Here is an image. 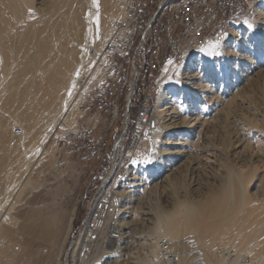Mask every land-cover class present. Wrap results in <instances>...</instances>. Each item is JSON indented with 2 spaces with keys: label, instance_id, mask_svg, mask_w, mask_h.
Returning <instances> with one entry per match:
<instances>
[{
  "label": "bare ground",
  "instance_id": "1",
  "mask_svg": "<svg viewBox=\"0 0 264 264\" xmlns=\"http://www.w3.org/2000/svg\"><path fill=\"white\" fill-rule=\"evenodd\" d=\"M52 1L0 0V83L3 81L0 94L8 92V89L19 85L24 79L28 78L30 81L16 97L11 93L15 98L3 100L4 97L0 96L4 101L0 110L8 114L6 120L0 117V145L4 146L3 150L5 147L11 150L13 148L18 152L17 156L21 157L19 160L13 159L15 162L12 166V159L4 161L5 156L3 159L0 157L1 167L7 170L0 181L2 202L6 200L2 197L9 195L13 189L16 195L18 191L29 192L38 185V167L45 161L43 151L40 152L41 145H36L32 152L36 157H33L35 160L31 163L28 150L24 149L34 146L38 141H46L62 112L76 103L79 97H88L93 80L88 74L78 87L81 71L86 60H103L100 48L112 37L113 23L123 16L118 0ZM260 1L261 7L255 10V18L245 20L241 29H247L256 40L264 42V0ZM63 8L67 13L62 12L59 29L52 28V33L48 35V25L44 26V23H48ZM235 26L236 24L229 36L234 35ZM246 39L236 38L238 53H233L235 50L232 49L216 52L223 44L207 43L200 49L190 48L186 51L189 58L197 57L196 62H189L184 68L171 61L164 65L157 81L160 95L164 88L172 90L174 86H180L192 93L200 92V98L204 102L189 109L178 105L176 93L166 104L157 105L156 101L157 107L151 125L146 128L149 132L144 138V146L149 148L148 151L145 150V158L140 161L133 159L131 171L115 180L96 208L90 212L87 226L73 247V264H98L89 254L101 249V245L106 246L105 239H109L107 242L110 243L113 239L117 242L113 251L105 252L110 264H119V258L123 255L130 258L129 264H163L159 248L162 239L169 243L167 251L176 258L175 264H264V101L254 106L246 104L249 114L238 112L232 108L231 103L251 83L250 74L244 73L239 81L230 82L233 94L228 93L227 97L215 100L209 85L199 80L198 74L194 73L202 62H211L214 55L217 59L219 56L223 57L219 66L223 67L224 61L231 65L229 69L222 68L223 83L227 82L233 72H237L238 67L251 65L257 69L254 74L264 72V58L261 66L257 64L260 61L258 58L253 61V56L249 57ZM37 74L40 75L39 81L34 78ZM24 84L26 85L25 82ZM249 116L258 118L261 124H254ZM223 118L224 123L234 129L233 150L230 154L227 153L228 157L225 156L221 140L218 141L217 131L215 132ZM160 119L161 122H158ZM15 129L19 132L16 133ZM210 153L213 154L211 160L204 159L212 155ZM146 160L151 162L146 163ZM200 161L212 164L219 176L222 175V168L228 170L222 177L228 176L225 183L232 180V184L224 186L223 182L219 185L213 183L217 186H202L193 190L178 187L181 185L178 181L181 167L198 164ZM3 171L5 170L1 171L2 174ZM233 173L238 179L234 180L237 181L235 185ZM148 176L156 181L153 183V178L148 179ZM177 187L183 190H178ZM152 189L159 190L164 198L163 202L170 207L158 208L155 213H151V209L141 211L140 218L133 217L126 221L131 217L128 215L136 211L133 196L142 195L137 200L140 202ZM110 194L115 197L113 200L110 199ZM12 199L14 201L9 200L10 206L12 205L10 208L8 204V209H0V264H3L4 258L9 259L4 249L6 247H9L7 249L12 255L10 260L6 259L9 264H22L20 260L23 259H26L25 264H29L27 257L31 252L38 254L49 251L54 252V264H61L59 256L72 230L75 210L60 215L57 213L55 216L51 213L49 216L46 214L47 206L44 213L29 206L27 211L16 209L13 214L14 204L21 198ZM139 202L136 203L139 205ZM19 211L21 215L17 214ZM50 211L48 210L49 213ZM105 215L110 216L109 221L115 227L113 234L107 237L102 229L103 222H108ZM19 216H22L20 220ZM138 223L147 224L141 236L135 232ZM183 236L185 237L182 238ZM190 242L194 243L197 256L190 251L193 247L186 248ZM135 246L139 247L140 254L136 253L134 257L131 250ZM120 251L126 253L120 255ZM190 253L195 254L194 257ZM195 256L200 260H194ZM209 256L212 257L211 261ZM172 261L167 257L168 264Z\"/></svg>",
  "mask_w": 264,
  "mask_h": 264
},
{
  "label": "rangeland",
  "instance_id": "2",
  "mask_svg": "<svg viewBox=\"0 0 264 264\" xmlns=\"http://www.w3.org/2000/svg\"><path fill=\"white\" fill-rule=\"evenodd\" d=\"M47 1L49 2L51 0H47ZM31 2H34V0H31ZM52 2H55V0H53ZM259 7H261L260 0H241L240 1V8L237 14L236 26L233 32L234 35L236 34L238 36L236 35L235 36L232 35L233 37L229 36L228 40L222 45L224 47L221 46L222 48L221 47L217 48L216 52L220 50L227 51V50L232 49L233 51L235 50V52L233 53H236V52L238 53L239 48H238L237 43L235 44L236 38L237 39L239 37L247 38L246 48H249V57L252 58L253 56L252 58L253 61L258 58L260 61H258L257 64L258 65L262 64L261 61L264 58V42H261L258 39L256 40L253 35H250V32L247 29H241L243 22L245 20L246 21L250 19L253 20L255 18V13H256L255 10L258 9ZM62 12L63 14H65L67 13V10H65V8L58 10V12L54 14L56 16L53 15L52 19L49 21L50 24L49 22L44 23V26L48 25L47 26L48 35L52 33V31H50L52 30V28H57L56 30L59 29V26L62 22V15H63ZM57 23L58 25H55ZM231 30H233V28ZM102 47L100 48L101 53H102ZM102 59H103L102 61H97V62L93 59L86 60L85 65L81 71L80 78L78 79L77 86L80 87L81 84L85 81L84 76H87L89 74L88 77L92 78L91 81L93 80V86L91 90L89 91L88 97L87 98L79 97L77 102L72 104L73 106L71 105L68 107L69 110L67 108L66 110L62 112V114L57 119V123H55L54 127L52 128L53 129L52 133L49 134L46 141H44L43 143L41 141H38L39 143H36L34 145L35 147L31 146V147H28L27 149L26 148L24 149V151L28 150L27 151L28 153L27 152L25 153L30 155V156L28 155L29 156L28 158H30L29 159L30 163L35 160V158L33 157H36V154L32 152H34L36 145L37 146L41 145L40 152L43 151L42 153L44 154V157H45L44 158L45 161L43 159L44 166L40 164V166L41 167L43 166V167L42 168L40 166L38 167L39 177H38V182H37L38 185L36 184L35 186L36 189L34 187L31 191H29L31 192V194H29V192H25L26 194L24 192L19 193V191L16 190L18 191L17 193H19V194L16 193V195L14 191L15 189H13L14 192L11 191L13 193L10 192L11 193V194L9 193L10 196L6 195L2 197V199L4 198L3 200L5 199L7 200V201L5 200V202L7 203H5L4 201L2 202V200H0V206H1L0 209L2 208L1 210H5L8 204H9L8 208L12 206V205L10 206V201H9V200L14 201L12 197L18 198L17 200L21 198L20 201H22V203L19 201L21 204L18 201H16L18 203L14 204L15 206L13 207L12 212H11L13 214L16 213L17 211L16 209H19L20 211L25 212L29 209V206L30 208H35L36 211L39 209V212H43V213L46 212L45 207L47 206L46 209L47 208L48 209H47L46 214H49V216L51 213L53 216H55V214L57 213L60 215V213L63 214V212L66 213V212H70L71 210H75L74 211L75 214L73 216V221H72V230L64 246L62 247L61 253L59 256V260L61 261V264H63V259L66 256V253L69 247L70 246L72 247L71 249L73 252V247L79 240L78 239L76 242H74L76 240L74 239L72 243L71 242L72 238L74 236H77L79 232H80L79 234L80 236L81 233H83V231L85 230L87 226L85 219L89 213V210L92 208L93 204L95 203L91 211H93L96 208L97 204L104 197V194L106 193V191L110 189L113 182L115 180H118V178L121 175L123 174L127 175L128 171H131L132 166L130 165L132 163V160L133 159H138V161L143 160L145 158L144 155L149 150V148L146 149V147L144 146V138L149 131L144 128L139 129L138 127H135L134 123L131 124L130 122H128L126 124L125 114H124V109H123V101L121 99L122 97L117 98L119 109H118L117 116L114 122L112 123L110 122L111 120L109 118V114L104 112V110L98 111V106H97L95 95L101 91L99 89V83H101L103 79L107 76V72H105V69L108 64L105 58L102 57ZM218 59L214 55L211 58V62H202L199 65L200 67H197L195 69L196 71H194L195 74H198L199 80H202L209 85L210 91L213 92L215 100H217L218 97H223V96L227 97L228 93L233 94L234 92V90L232 89L233 85L230 82L239 81V79L243 77L245 74L247 75L250 74L249 77H252L251 83L248 86H246V88L239 94L240 96L239 98L233 100V102L231 103L232 108L238 112L241 111L242 113L247 114L248 106L246 104H251L254 106V105L259 104L262 100L264 101V72L254 74V72H256L257 69L252 68L251 65L245 66V67L243 66L244 68L238 67V70H236L237 72H233L232 75H230V77L228 78L227 82L224 81L223 83L221 76L224 70H222V68L224 67L225 69H229L228 67H230L231 65L228 64L227 61H224L223 64L225 65L221 67L218 64L221 61H223V57L219 56ZM196 61H197V57L190 56V58L182 59L179 62H176L175 64L177 66H180L181 68H184L188 65L189 62H196ZM254 69L256 70L254 71ZM37 75H36L37 78L36 77L34 78L36 81L37 79L39 81L40 75L39 74ZM27 79L26 80L24 79V81H22L19 85H15L14 87H12L13 89L17 88L18 90L17 89L13 90L12 88L8 89V92L9 91L10 92L8 93L6 91L5 93L6 94L8 93L7 95L9 96L7 95L3 96L5 95V93L3 95L0 94V96L2 95V98L4 97L3 100L5 98H6L5 100L10 99V98L12 99L15 98L19 91L21 92L23 89L27 87V84H30V81ZM24 82L26 83V85L24 84ZM2 84H3V81L0 83V87H2L1 86ZM21 84L22 86H20ZM17 86H20L22 89ZM95 88H97V90ZM148 88L149 90H152V84L148 83ZM110 91H113V90H107V93H109ZM162 91H163V93H161L162 96L160 95V92H159V95L157 98V105L166 104L168 102L167 100L169 99L170 101V98L174 93H176V99H177V102L179 103L178 105L180 106L184 105V107L189 108V109L191 107H198L199 104L204 102L200 98V95H201L200 92L192 93L188 89H185L180 86H174V89L172 90L168 88H164ZM198 91L200 90L198 89ZM0 93H1V88H0ZM11 93L14 94L15 97ZM109 97L110 96H107L106 99L109 100L110 99ZM2 98L0 97V100H1L0 108L3 106L2 103L4 102L2 101ZM91 98L93 99V101H90ZM0 111H1L0 114L2 113L0 117L5 120L8 119V114H6L7 112L5 111L3 112L2 110ZM128 116H129V121H133L134 117L136 116V109L130 110V112L128 113ZM251 119L254 124H257V125L261 124L258 118L252 117ZM158 122H161V119ZM224 122L225 121L223 118V121H221L217 125V129L215 130V132L217 131L216 135L219 137L218 141L221 140V143L223 144V150L226 152V155L225 154L224 155L228 157L227 155H229L233 150L232 141L234 137V129L231 127V125H229L228 123H224ZM15 128H18V126L17 127L15 126ZM16 131L19 132L17 129H15V132ZM137 146L139 148H137ZM3 147L4 146L0 145V154L3 153V155H0V157L2 158L5 156L4 161H10L12 159L11 160L12 163L10 162L11 166L15 162L14 160L21 159V157L17 156L18 152L15 151L13 148L11 150V148L6 149L5 147L3 150ZM6 152L8 153V155H6L7 154ZM27 154H24V156L25 155L27 156ZM211 156H213V154L207 157H204V159L206 158V159L211 160ZM200 162L198 164H193V165L187 164V165H184V167L183 166L181 167L182 168L180 169L181 173L179 172L180 174L178 177V179L180 180L178 181L181 182L180 184L182 186L178 185V187L180 186L183 189L185 188L184 190H193L194 188L198 189L202 186L203 187L209 186V185L217 186L215 184L218 183L219 185L220 182L221 183L223 182L222 184H224L225 186L226 184L225 181L226 179H228V176L225 178H223L222 176H225V174L228 173L227 172L228 170L226 169L223 170L222 168V175L219 176L216 173V168L214 167L212 168V164L210 163L203 164L202 163L203 161H200ZM0 167H1V161H0ZM2 170H5L3 171V174L1 172ZM2 170H0V181H1V178L7 172L6 169L2 168ZM241 170H244V169H241ZM243 172H245V170ZM232 175H233L232 176L233 182L234 180H238L234 173ZM108 177H109V181L104 182V180L107 179ZM147 178L150 179L153 177L148 176ZM153 180H154L153 181L154 183L156 180L154 178ZM228 181L229 180H227V182ZM235 182L233 183V185L237 184V181ZM213 183L215 184L213 185ZM229 183L232 184V180L231 182L229 181ZM229 183H227L226 185L229 186ZM246 184L248 185V183ZM180 189L181 188H178V190ZM22 193L25 195L23 196ZM17 195H20V196L17 197ZM110 196H111L110 198L111 200L115 198L112 194H110ZM140 196L142 197V195ZM140 196L138 194L133 196L132 199H133V202L135 201L134 209L136 211H133L132 214L128 215L131 217H129V219H126V221L130 220L133 217L140 218V214L142 213L141 211H146V210L151 209V213H155L160 208L168 209L170 207V205L167 204L165 201L163 202L164 198L162 197L159 190L152 189V191H150L145 196V198L140 200L139 202L137 200L140 198ZM13 201H11V204L13 203ZM27 202H30V203H27ZM136 202H139V205ZM23 203H24V206H23ZM26 203L28 207H26ZM53 203H56V204H53ZM20 206H23V207L21 208ZM51 209L52 210L55 209L56 212L54 210L52 211ZM48 210L49 211L51 210L50 213L48 212ZM19 212L17 214L21 215V212L20 213ZM20 218H22V216H19V220ZM105 219L108 220V222L107 223L103 222L104 227L102 229L104 231L105 237H107L113 234V232L115 231V227L113 226V222L111 220L109 221L110 216L105 215ZM84 221L85 223H83ZM87 223H88V219H87ZM85 224L86 226L84 228ZM136 227H137L136 229L137 231H135L136 234L137 235L139 234V236H141L140 234H142L141 232H144L146 230L145 228H147V224L138 223ZM184 237L185 236H183L182 238ZM107 240L105 239L106 243L104 244L106 246H103V245H101L102 247L100 246L102 249V250L99 249L100 252L99 250H97L96 252L92 251V253L89 254V256L92 255V259H95V261L98 262V264L99 263L100 264H110V262H108V260L106 259L107 255L105 252L113 251L116 248L117 242H116V239H113L112 240L113 242L111 243L109 241L107 242ZM192 243L190 242L191 245L190 244L188 245L187 243L189 247L186 245L187 246L186 248L191 249L194 246V243L193 244ZM7 248L9 247L4 248L6 251V255L9 258V259L7 258L6 259L10 260V256L12 255H11V252ZM51 249L53 250L52 247ZM192 249H193V252H192ZM192 249L190 250L191 253L192 254L195 253L197 256V252L194 251V247ZM103 250H104V253H101ZM131 251L134 253L133 254L134 257L136 256L135 255L136 253L140 254L138 246H135V248L132 249ZM68 252L69 253H68L67 261H68V264H71L70 262V258L72 257L71 251H68ZM122 253L125 254L126 251L119 252L120 255H123ZM192 254L191 256L194 257L195 254L194 255ZM30 255H28L27 257L29 259V264H54V252L53 251L38 253V254L36 253L34 254V252H31ZM196 256L193 259L199 261L200 259H197ZM124 257L126 261H124L125 260ZM209 257H207V259H209ZM100 258L102 261L98 260ZM6 259L4 258L2 260L3 264H9ZM25 260L26 259H23L20 261L22 264H25L24 263ZM129 260L130 258L128 259L126 258V256L123 255L121 258H119V264L120 262L121 264L122 263L129 264L128 263ZM209 260L211 261L212 257H210Z\"/></svg>",
  "mask_w": 264,
  "mask_h": 264
},
{
  "label": "built area",
  "instance_id": "3",
  "mask_svg": "<svg viewBox=\"0 0 264 264\" xmlns=\"http://www.w3.org/2000/svg\"><path fill=\"white\" fill-rule=\"evenodd\" d=\"M240 1L118 0L123 16L113 23V35L102 47L108 64L107 76L99 83L101 91L95 95L98 111L104 110L110 122H114L119 109L117 98L122 97L126 124L134 123L139 129L149 127L159 95L158 76L164 65L188 59L186 51L190 48L200 49L207 43L224 44L236 24ZM148 83L152 84V90ZM132 109H136V116L129 121ZM108 181L109 177L104 180ZM79 234L72 238V243L79 239ZM168 246L162 239L159 248L163 258L159 259L168 264V257L173 259L169 264H175L176 258L168 253ZM71 248L68 251L72 255ZM68 251L63 264H68ZM70 262L73 264L72 257Z\"/></svg>",
  "mask_w": 264,
  "mask_h": 264
},
{
  "label": "snow or ice",
  "instance_id": "4",
  "mask_svg": "<svg viewBox=\"0 0 264 264\" xmlns=\"http://www.w3.org/2000/svg\"><path fill=\"white\" fill-rule=\"evenodd\" d=\"M145 162H146V163H150L151 161H150V160H146Z\"/></svg>",
  "mask_w": 264,
  "mask_h": 264
}]
</instances>
